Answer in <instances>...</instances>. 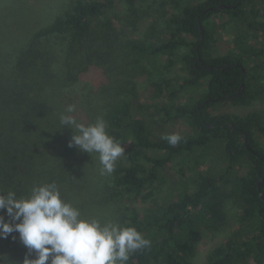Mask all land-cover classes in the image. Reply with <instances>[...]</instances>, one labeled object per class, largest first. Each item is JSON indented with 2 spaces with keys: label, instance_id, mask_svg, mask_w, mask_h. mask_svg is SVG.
Masks as SVG:
<instances>
[{
  "label": "trees",
  "instance_id": "16d2710c",
  "mask_svg": "<svg viewBox=\"0 0 264 264\" xmlns=\"http://www.w3.org/2000/svg\"><path fill=\"white\" fill-rule=\"evenodd\" d=\"M143 2L0 0V194L24 197L55 182L84 217L150 241L127 264H191L202 232L220 229L232 203L236 225L202 264H264V114H214L264 101V0H154L145 10ZM219 16L235 34L213 57L206 25ZM143 19L137 38L115 27L136 32ZM175 63L185 77L166 78ZM69 105L85 125L102 118L124 147L111 174H101L98 154L69 147L72 130L59 121ZM177 122L189 133L171 145L164 137ZM214 147L218 163L200 170ZM190 157L189 185L144 211L134 206L175 159ZM26 252L18 233L0 239V264H22Z\"/></svg>",
  "mask_w": 264,
  "mask_h": 264
},
{
  "label": "clouds",
  "instance_id": "9594fccd",
  "mask_svg": "<svg viewBox=\"0 0 264 264\" xmlns=\"http://www.w3.org/2000/svg\"><path fill=\"white\" fill-rule=\"evenodd\" d=\"M74 112L75 106L69 105L59 117L62 128L72 130L69 147L98 154L101 174H111L124 147L107 133L102 118L85 125ZM164 138L171 145L181 139L178 134ZM0 210L9 218L0 215V239L18 233L27 250L22 264H127L130 254L150 247V241L134 227L84 217L62 199L55 182L34 185L24 197L14 191L0 194Z\"/></svg>",
  "mask_w": 264,
  "mask_h": 264
},
{
  "label": "rangeland",
  "instance_id": "374dc122",
  "mask_svg": "<svg viewBox=\"0 0 264 264\" xmlns=\"http://www.w3.org/2000/svg\"><path fill=\"white\" fill-rule=\"evenodd\" d=\"M154 0H145L143 2V10L145 8L149 9L150 4H153ZM146 20L143 19L139 25H138V31L132 32L128 28L124 27V25L117 23L115 24V27L123 31L127 36L137 38L142 35V33L145 31L146 27ZM226 19L219 16L217 18L212 19L211 22L207 23V30L212 36V39L214 41L210 42V54L214 56H221L226 54L230 50V48L233 47V36L235 34L234 27L230 24H227L226 26L223 25L224 28H222V24H224ZM214 26H216L214 28ZM249 42L251 44L256 43V41L253 39L252 35L249 36ZM250 62V61H249ZM163 75L168 78H183L185 77L184 71L182 69V65L180 63H175L171 68L165 69L163 71ZM88 80H85V82ZM138 93L140 95V98L143 99V97L147 96V90L145 88L144 84V77L138 80ZM186 97V95H185ZM250 111H257L261 114H264V101H257L250 107L245 108H239V107H233L230 105H222L220 107H217L214 110V114H221V113H229L234 114L238 116H244ZM171 134H187L189 133V128L186 124L182 122H177L174 124H171L169 127ZM260 143L264 147V135L259 137ZM208 161L203 163L200 166V170L205 169L206 164L208 162H214L218 163V160L220 159V153L217 147H214L213 149H208ZM152 156H160L158 153L152 154ZM118 159L122 160V156ZM199 160V159H197ZM194 159L192 157L188 158V160L184 161L181 158L175 159L173 163L170 164L168 168L162 171V180L157 181L154 183V186L152 187V194L148 195L146 193L143 197L139 198L138 200L134 201V206L138 208L139 210H145L149 207L150 204L153 203V200L160 199L162 197H168L171 193L176 192V190H181L183 186H187L190 184L189 177L194 172ZM213 164V163H211ZM181 171L185 174V177H181ZM246 171V168L243 169V171H240V174H243ZM227 211L229 214L227 215V219L224 220L223 226L215 230L212 228V231H203L201 234V237L198 241V243L195 246L194 254L192 257L186 258L188 262L191 264H202L205 261L206 253L213 248L216 244L221 242L223 238L226 235H229L231 231H233L235 227V218H234V204L232 203L228 204L226 206ZM238 264H255L251 260H245L243 262H240Z\"/></svg>",
  "mask_w": 264,
  "mask_h": 264
},
{
  "label": "water",
  "instance_id": "95a60500",
  "mask_svg": "<svg viewBox=\"0 0 264 264\" xmlns=\"http://www.w3.org/2000/svg\"><path fill=\"white\" fill-rule=\"evenodd\" d=\"M225 6H220L219 7V9H221V8H224ZM244 74H245V72H244V70L242 69V78L244 77ZM242 87V86H241ZM260 196H262V193H260Z\"/></svg>",
  "mask_w": 264,
  "mask_h": 264
}]
</instances>
